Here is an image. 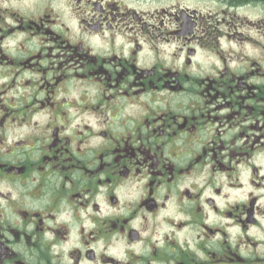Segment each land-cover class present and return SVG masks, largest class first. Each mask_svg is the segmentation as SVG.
<instances>
[{"label": "flooded vegetation", "instance_id": "obj_1", "mask_svg": "<svg viewBox=\"0 0 264 264\" xmlns=\"http://www.w3.org/2000/svg\"><path fill=\"white\" fill-rule=\"evenodd\" d=\"M0 264H264V0H0Z\"/></svg>", "mask_w": 264, "mask_h": 264}]
</instances>
